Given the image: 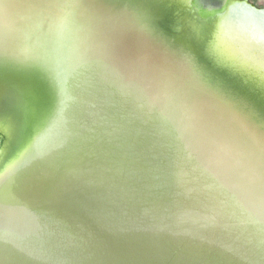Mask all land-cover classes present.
<instances>
[{"label": "water", "instance_id": "95a60500", "mask_svg": "<svg viewBox=\"0 0 264 264\" xmlns=\"http://www.w3.org/2000/svg\"><path fill=\"white\" fill-rule=\"evenodd\" d=\"M260 14L0 0V264H264Z\"/></svg>", "mask_w": 264, "mask_h": 264}, {"label": "rangeland", "instance_id": "374dc122", "mask_svg": "<svg viewBox=\"0 0 264 264\" xmlns=\"http://www.w3.org/2000/svg\"><path fill=\"white\" fill-rule=\"evenodd\" d=\"M257 9H264V0H245Z\"/></svg>", "mask_w": 264, "mask_h": 264}, {"label": "bare ground", "instance_id": "6f19581e", "mask_svg": "<svg viewBox=\"0 0 264 264\" xmlns=\"http://www.w3.org/2000/svg\"><path fill=\"white\" fill-rule=\"evenodd\" d=\"M259 16L262 17V18L264 19V14H262V15L260 14Z\"/></svg>", "mask_w": 264, "mask_h": 264}]
</instances>
